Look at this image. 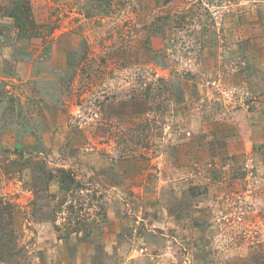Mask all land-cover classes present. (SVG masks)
Segmentation results:
<instances>
[{
  "label": "rangeland",
  "instance_id": "rangeland-1",
  "mask_svg": "<svg viewBox=\"0 0 264 264\" xmlns=\"http://www.w3.org/2000/svg\"><path fill=\"white\" fill-rule=\"evenodd\" d=\"M0 264H264V0H0Z\"/></svg>",
  "mask_w": 264,
  "mask_h": 264
},
{
  "label": "trees",
  "instance_id": "trees-1",
  "mask_svg": "<svg viewBox=\"0 0 264 264\" xmlns=\"http://www.w3.org/2000/svg\"><path fill=\"white\" fill-rule=\"evenodd\" d=\"M14 18H19V17L14 16ZM60 173L61 174L59 177V181L62 190H70L71 183H74V179H72L71 173H68V171L65 170H61ZM46 175L48 176V181H53L55 178H57L52 173Z\"/></svg>",
  "mask_w": 264,
  "mask_h": 264
}]
</instances>
